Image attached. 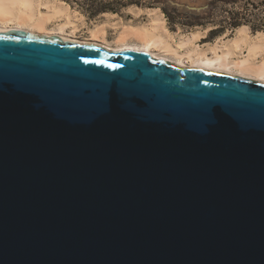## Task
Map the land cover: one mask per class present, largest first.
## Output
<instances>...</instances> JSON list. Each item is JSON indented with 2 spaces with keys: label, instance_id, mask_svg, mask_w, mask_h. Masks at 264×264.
Listing matches in <instances>:
<instances>
[{
  "label": "water",
  "instance_id": "1",
  "mask_svg": "<svg viewBox=\"0 0 264 264\" xmlns=\"http://www.w3.org/2000/svg\"><path fill=\"white\" fill-rule=\"evenodd\" d=\"M0 264H264V81L0 30Z\"/></svg>",
  "mask_w": 264,
  "mask_h": 264
},
{
  "label": "bare ground",
  "instance_id": "2",
  "mask_svg": "<svg viewBox=\"0 0 264 264\" xmlns=\"http://www.w3.org/2000/svg\"><path fill=\"white\" fill-rule=\"evenodd\" d=\"M128 8L136 14L145 10L148 19L127 24L118 18L95 21L88 27V36L79 37L76 32L85 23L83 15L64 0H0V30L22 29L47 37L91 42L107 49L137 48L181 66L201 67L264 81V34L253 38L244 26H238L234 38H221L202 48L196 41L203 32L174 35L166 27L158 8L133 5ZM103 14L116 15L112 12ZM107 27L115 31L111 41L106 37ZM259 56H262L260 62L256 61Z\"/></svg>",
  "mask_w": 264,
  "mask_h": 264
},
{
  "label": "rangeland",
  "instance_id": "3",
  "mask_svg": "<svg viewBox=\"0 0 264 264\" xmlns=\"http://www.w3.org/2000/svg\"><path fill=\"white\" fill-rule=\"evenodd\" d=\"M67 2L72 8L77 10L79 13L83 15L84 18V24L81 25L76 34L79 37L88 36V27L92 25L95 21H105L107 19H114L118 18L121 19V21L125 23H138L143 22L147 20V13L145 10L140 11L138 14L134 13L133 10H130L127 6L121 9L120 12H115L116 15L112 17L111 15L108 16L106 14H103L104 12H101L99 14H96L94 16H91L88 12V9L90 6H99L101 4H104L105 2L112 1V0H64ZM114 2H128L133 1L134 3H141L145 6H139L136 4H132L134 6H139L143 8H151V7H158L160 11H163L162 7L165 8V10L169 13L170 19L174 20L176 23L172 24L173 22H169L166 14L164 13L166 17V26L167 28L174 34L177 33H188L191 30L194 29H206L205 37L202 38V42H200L201 45L207 46V44L214 42L218 35L215 34V36H212L210 34L209 29L216 27V26H222L224 25L225 31L223 34H225V37L232 36L234 33L233 26L229 25V22L232 21L233 18H237L238 21H243L244 18L240 14L234 13L235 10L241 11L242 13L245 12L244 8H246V5L249 8V15L247 19L253 18L250 20L251 23L256 24L257 23V17L261 16L264 12V3L263 0H249L250 2H253L255 5L251 3H247L246 0H240L235 5H232L231 3L217 0L210 6V2L213 0H178L180 2H185L192 5H206L204 9L200 10H187L183 8H178L176 6H173L168 3L167 0H113ZM147 5H154V6H147ZM105 12H111V11H105ZM108 17V18H106ZM130 21V22H129ZM180 22L189 23L181 25ZM222 35V34H221ZM115 36L114 29H110L107 27V39L110 41L113 40Z\"/></svg>",
  "mask_w": 264,
  "mask_h": 264
},
{
  "label": "trees",
  "instance_id": "4",
  "mask_svg": "<svg viewBox=\"0 0 264 264\" xmlns=\"http://www.w3.org/2000/svg\"><path fill=\"white\" fill-rule=\"evenodd\" d=\"M217 0H213L212 2H210V6L216 2ZM222 1H225V2H228V3H231L232 5H235L238 1L240 0H222ZM247 3H251L253 5H255L253 2H250L249 0H246ZM264 3V0L262 1ZM132 4H136V5H139V6H145L144 4H141V3H134L133 1H128V2H114L113 0L112 1H108V2H105L104 4H101L99 6H90V8L88 9V12L91 16H94L96 14H99L101 12H105V11H111L112 13H115V12H120L122 8L124 7H127L129 5H132ZM148 7L150 6H154V5H147ZM164 13L166 14L168 20H170L169 22H173L172 24H175L176 22L174 20H171L170 19V15L169 13L165 10L164 7H162ZM245 12H241V11H237L235 10L234 13L236 14H240L244 20L243 21H238L237 18H233L231 22H229V25L230 26H233V27H237L239 25H242V24H247L251 27L252 30H263L264 29V12L262 13L261 16H258L257 17V23L256 24H253L250 22L251 19L253 18H250V19H247L248 18V15H249V8L248 6L246 5V8H244ZM181 25L183 24H187L189 25V23H185V22H180ZM225 31V27L224 25L222 26H216V27H213L210 29V34H212V36H214L215 34H218V33H221Z\"/></svg>",
  "mask_w": 264,
  "mask_h": 264
},
{
  "label": "crops",
  "instance_id": "5",
  "mask_svg": "<svg viewBox=\"0 0 264 264\" xmlns=\"http://www.w3.org/2000/svg\"><path fill=\"white\" fill-rule=\"evenodd\" d=\"M132 6V5H131ZM142 8V7H141ZM154 8V7H153ZM156 8H158V7H156ZM158 11H160L159 10V8H158ZM160 12H162V11H160ZM116 14V13H115ZM162 16L164 17V19H165V25H166V17H165V15H164V13L162 12ZM147 19H148V17H147ZM144 22V21H143ZM125 24H127V23H125ZM239 26H244L246 29H247V31H248V34L251 36V37H253V38H257L258 36H259V34H264V29L263 30H252L251 29V27L249 26V25H247V24H242V25H239ZM167 27V26H166ZM238 27V26H237ZM237 27H235L234 28V33H233V35L232 36H229V37H225V34H223L224 33V31L223 32H221V33H218L217 35H218V37H217V39L214 41V42H211V43H209V44H207V46H203V45H201L200 44V42H202V38H204L206 35H205V32H206V29H203V30H201V29H194V30H191V31H201V32H203V34L201 35V37L199 38V39H197V41H196V43L197 44H199L202 48H207V47H209L210 45H213L216 41H220L221 40V38H225V39H227V38H234L235 37V35H236V28ZM169 30V29H168ZM170 31V30H169ZM209 31H210V29H209ZM171 32V31H170ZM172 33V32H171ZM188 33H190V31L188 32ZM173 34V33H172ZM177 34H180V33H177ZM177 34H175L174 33V35H177ZM222 34V35H221ZM215 36V35H214ZM245 45V44H244ZM246 52V51H245ZM261 59H262V56H259V57H257V59H256V61H261Z\"/></svg>",
  "mask_w": 264,
  "mask_h": 264
},
{
  "label": "snow or ice",
  "instance_id": "6",
  "mask_svg": "<svg viewBox=\"0 0 264 264\" xmlns=\"http://www.w3.org/2000/svg\"><path fill=\"white\" fill-rule=\"evenodd\" d=\"M100 63H102V62H100Z\"/></svg>",
  "mask_w": 264,
  "mask_h": 264
}]
</instances>
